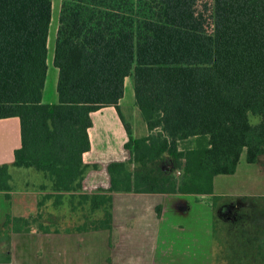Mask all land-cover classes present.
Here are the masks:
<instances>
[{"label":"trees","instance_id":"16d2710c","mask_svg":"<svg viewBox=\"0 0 264 264\" xmlns=\"http://www.w3.org/2000/svg\"><path fill=\"white\" fill-rule=\"evenodd\" d=\"M52 5L0 0V119L21 120L13 165L44 172L53 183L55 193L40 208L51 199L61 205L69 193L72 210L87 206L100 216L85 215L62 230L45 224L41 212L8 214L0 245L14 233L112 230L113 192L125 189L115 180L123 164L110 166L109 189L86 194L83 154L91 148L90 113L117 106L126 77H133L150 132L134 138L125 123L132 191L214 195L215 177L234 174L243 152L248 163L264 155V0H63L53 62L59 100L46 104ZM191 139L196 145L182 149ZM8 171L0 166V175ZM213 198L218 203L222 196ZM258 211V222L216 220L215 264H264V205ZM11 260L0 252V263Z\"/></svg>","mask_w":264,"mask_h":264},{"label":"rangeland","instance_id":"374dc122","mask_svg":"<svg viewBox=\"0 0 264 264\" xmlns=\"http://www.w3.org/2000/svg\"><path fill=\"white\" fill-rule=\"evenodd\" d=\"M62 1L63 0H52V22L50 25L48 36V72L44 87V100L46 102L54 101L58 97L57 84L59 74L58 69L54 66L53 62ZM133 96L134 80L132 81L131 86H129L128 84L126 87L125 102H129V99ZM250 119L254 124L260 121V117L254 115H250ZM196 143L197 139H191L183 142L181 144V148L185 149L193 147L194 145H196ZM43 180L44 176L41 172L38 173L37 171H32L29 170V168L24 167H10L7 174L0 175V186L10 187L9 191H0V228H2L6 215L10 211L12 212V215L21 214L25 212V210H33L34 214L40 211L43 214L42 221L45 224L51 226L52 228H60L62 230L71 228L81 223L85 215H90L92 218L100 216L99 212L94 214L90 213L87 206L82 210V207L77 205L76 210H72L73 208L71 209L69 201V193L63 194L64 198L61 205L55 206L54 200L51 199L46 202V205L43 206L44 208L41 207L39 208V211H36L37 206L35 207V205L38 198L35 194L29 193V191L35 188L34 184L42 182ZM115 180L117 182V178H115ZM116 184L117 187L122 186L118 182ZM214 186L215 194L222 196L218 203H216L214 200L212 202L214 211V224L216 220H219L220 222H227L232 225H238L245 220H251L252 222L261 221L262 218L260 217L258 210L261 206L264 205V199H261L258 196H264V155H261L256 163H248L246 161V152H243L236 172L232 175L216 176L214 180ZM52 187L53 183L51 181L48 189L53 191L54 189ZM11 191H13L12 196L10 195ZM247 197L249 199L245 200V198ZM150 198L157 197H134L116 194L114 199L115 211H117V208L121 206L120 202L122 201L125 205V212L130 211V213L125 214L122 218L119 217V220L117 219V221L115 220L114 228H112V230L110 231L101 230L67 235V237L70 238L71 243L62 245V252H60L59 254L56 253V251L53 249V245H50L48 246L50 249H46L48 252L52 253L49 254L45 252L46 254H44L43 256L37 257L38 247L32 246L31 242L27 241L28 239L26 238L38 234L34 233L20 235L21 237L25 238H20V241L18 239L19 248L15 249L16 260L14 264H104V259L109 255V251L107 249V246L104 245V241L110 240L111 237L116 238L118 227H120L123 231L130 230L129 232L132 234V236L129 242V247H126L123 253L112 255L113 264H186L178 261L179 259L177 254H173L171 252H162L163 247L160 246L158 249L154 248L155 246L151 242V240L153 239L151 238L153 237L151 236V231L156 234V229L151 227H143L144 222H149L151 220L150 215L155 214V212H151L150 210V205H152V201L154 200ZM188 198L190 205H192V207L194 208L193 213L195 215L198 213V211L201 212V210H204V205L202 204L201 200L197 203L195 197ZM160 203L164 205L163 199H159L158 204ZM228 203L234 204V206L237 208L234 209L231 215L233 219L231 220H225L219 217L217 213L220 206ZM152 207L155 209L156 206L152 205ZM52 216H55V219ZM186 222L188 223V229L184 233V241H188L189 234H194L191 230L193 224H191L188 219H186ZM132 227H135V229H133ZM202 230L203 228L202 226H200L198 229L199 234H202ZM133 235H135V237ZM82 237L86 239H99L100 241L98 245L91 246L94 248L97 247L99 251L93 252L92 250L87 254H79V251L77 250L78 246L76 245V238L79 239ZM173 237L176 238L174 234ZM115 241L116 239L113 240L114 245ZM214 247L215 264L216 244H214ZM71 249H74V252H70ZM87 250H89V248H87ZM0 252H8L11 255L12 259V238L9 245H0ZM200 255L201 256L199 258L198 264L199 262L200 264H205V258L202 260V258L204 257V252L203 254H201L200 252Z\"/></svg>","mask_w":264,"mask_h":264},{"label":"crops","instance_id":"0c3cea01","mask_svg":"<svg viewBox=\"0 0 264 264\" xmlns=\"http://www.w3.org/2000/svg\"><path fill=\"white\" fill-rule=\"evenodd\" d=\"M132 79V76L126 77L124 83V97L119 101L117 106H103L100 109H97L90 113L92 119V126L89 128L88 133L91 148L83 154V162L88 167L85 171L84 179L82 181V192L86 194H93L98 192L100 189H109L112 186L113 182V173L110 170V166L112 164H123L122 166H118L116 169V178L120 182L122 187H125V189H120L118 191L113 192L114 221H117V219L119 220V217L122 218L125 214L130 213V211L125 212V205L122 201L120 202L121 206L117 208V211H115L114 199L116 194L134 197H157L150 198L154 199L152 201V205L156 206L154 209L152 205H150V210L151 212H155V214L150 215L151 220L149 222H144L143 225V227H151L156 229V234L151 231V236H153L151 237L153 238L151 242L154 244V248L158 249L161 246L163 247L162 252H171L173 254H177L179 259L178 261H181L182 263L186 264H198L199 258L201 256L200 252L201 254H203L204 252V257L202 258V260L205 258V264H214L215 242L213 235L214 211L212 202L214 200V195H218L215 194V186L214 195H196L181 193H136L130 189L132 185V172L134 171L135 165L132 162V153L126 147V144L129 141V135L125 128V123L130 124L131 134L134 138H142L150 134L147 124L145 123L142 114L138 106L136 105L135 92L134 96L129 99V102H125L126 87L128 84L129 86L132 85ZM58 100L59 98L57 97V99L54 101L46 102L44 100L43 91V103L55 104L58 103ZM21 144L22 139L20 117L13 116L0 119V166L8 164L9 169L10 167H16L13 165L15 160L14 154L15 151L21 147ZM31 168L32 167H30L29 170L37 171L38 173L41 172L34 168ZM41 173L44 176V180L42 182L34 184L35 188L29 191V193L35 194L36 197L39 199H37L36 201V211H39L40 207L38 204L40 202H43L44 196L54 192L48 189L50 184L49 176L44 172ZM12 192L13 191L10 192L11 196ZM188 197H195L197 203L201 200L202 204L204 205V210H201V212L198 211V213L195 215L193 213L194 208L192 207V205H190ZM159 199H163L164 205L161 203L158 204ZM48 201L49 200H47L46 202ZM45 205L46 203L42 205V207ZM8 214L12 215V212L10 211L9 213H7V215ZM32 214H34L33 210H25V212L21 214L12 216L28 217ZM52 217H54L55 219V216ZM186 219H188L190 223L193 224L191 230L194 233L189 234L188 241H184V233L188 229V223L186 222ZM114 221L112 228H114ZM200 226H202L203 228L202 234H199L198 231ZM132 228L135 229V227ZM121 230L122 229L118 227L116 238L111 237L110 240L104 241V245L107 246V249L109 251V255L104 259V264H113L112 255L121 254L123 253L126 247H129V242L132 234L129 232L130 230ZM34 233H37L38 235L30 236L26 239H28L27 241L31 242L32 246L38 247L37 257L43 256L46 253H52L48 252L46 249L49 248L48 246L50 245H53V249L56 251V253L59 254L60 252H62V245L71 243V240L67 237V235L81 234L42 233L37 231H31L29 233H14L12 236L13 256L11 264H14L16 260L15 249L19 248L18 239L20 241V238H25L21 237L20 235ZM173 234L174 236H176V238L173 237ZM133 236L135 237V235ZM114 239H116L115 245L113 242ZM99 241V239H86L83 237L79 239L76 238V245L78 246L77 250L79 251V254H87L92 250L93 252L99 251L97 247H91L94 245H98ZM87 248H89V250H87ZM70 252H74V249H71Z\"/></svg>","mask_w":264,"mask_h":264},{"label":"water","instance_id":"95a60500","mask_svg":"<svg viewBox=\"0 0 264 264\" xmlns=\"http://www.w3.org/2000/svg\"><path fill=\"white\" fill-rule=\"evenodd\" d=\"M235 209L234 204H223L222 206H220V208L218 209V215L219 217L225 219V220H231L232 218V213Z\"/></svg>","mask_w":264,"mask_h":264},{"label":"flooded vegetation","instance_id":"af4514ba","mask_svg":"<svg viewBox=\"0 0 264 264\" xmlns=\"http://www.w3.org/2000/svg\"><path fill=\"white\" fill-rule=\"evenodd\" d=\"M228 204H230V203H228ZM236 208V207H235ZM237 209V208H236ZM236 211V210H235ZM237 214V213H236Z\"/></svg>","mask_w":264,"mask_h":264}]
</instances>
